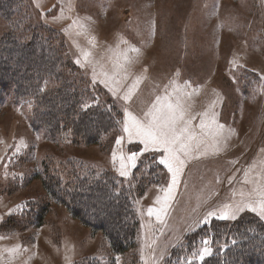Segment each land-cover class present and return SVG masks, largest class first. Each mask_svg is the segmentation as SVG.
Here are the masks:
<instances>
[{
  "label": "rangeland",
  "instance_id": "1",
  "mask_svg": "<svg viewBox=\"0 0 264 264\" xmlns=\"http://www.w3.org/2000/svg\"><path fill=\"white\" fill-rule=\"evenodd\" d=\"M6 36L8 47L38 46L51 58L36 87L18 95V84L0 83V264L244 256L237 236L264 229V0H0ZM58 90L79 115H105L101 126H110L82 132L81 116H60L56 130L48 112L62 100ZM169 102L183 113L177 129L195 138L166 193L173 173L160 161L168 153L145 151L124 129L129 113L147 123ZM102 189L116 207L127 204L126 230L92 201L74 215L77 198ZM248 204L257 211L221 218ZM118 236H129L123 251ZM204 248L211 254L201 260Z\"/></svg>",
  "mask_w": 264,
  "mask_h": 264
},
{
  "label": "trees",
  "instance_id": "2",
  "mask_svg": "<svg viewBox=\"0 0 264 264\" xmlns=\"http://www.w3.org/2000/svg\"><path fill=\"white\" fill-rule=\"evenodd\" d=\"M3 3V2H2ZM11 36H6L2 39H0V83L4 84H11L14 85L18 84L16 87H18V95L20 92L24 89L29 90L30 86L36 87L35 80L36 75L40 73L42 70H49V55H46L42 57V55H39L37 53L38 46H22L18 50V45L16 47L14 46H7V42H9ZM11 42V41H10ZM22 48L25 52L22 51ZM18 50V51H15ZM22 55L24 57H20L18 59H13L12 56H18ZM51 58V57H50ZM44 70V71H45ZM25 71V72H24ZM21 88V89H20ZM61 92L62 100L59 101L58 96H56V101H50L51 104H49L51 108V112H48V115L52 119V127H58L56 130H59L58 125V117L60 116H66V117H76L79 114L75 110V106L72 109L69 107L70 103V97L67 96L66 91H54V93ZM25 94V92H23ZM52 96V95H51ZM50 97V96H49ZM59 103V104H58ZM75 105V104H74ZM64 106V107H63ZM73 113V114H72ZM91 116V114H80L81 116V124H80V130L82 132L84 131H92L95 130L98 127H101L104 131L107 129L108 126H110V123L106 124V126H101V124L107 123L108 119L105 115L98 114ZM76 115V116H75ZM62 124V123H61ZM72 124V123H71ZM54 131V130H53ZM89 193V194H88ZM108 192L105 190H96V191H89L84 195L85 197H79L76 199L75 203H81L82 207H79L77 210L76 208L72 209L75 211V216L81 218V213L84 212V210L88 209L89 207L85 206V202L94 203L98 205V207H101L102 211L107 212L113 211L115 213L114 220H111V224H113L114 227H122L125 225L123 229L126 228V221H128L129 212L127 204H122V206L116 207V203H113V201L110 198V196H107ZM91 195V196H90ZM107 196V198H106ZM106 198V202L108 204L106 205V208L103 207L100 200L102 198ZM89 213V212H88ZM125 221V222H124ZM124 222V223H123ZM254 222V221H253ZM247 223V222H246ZM255 224L257 222H254ZM246 225V224H245ZM243 224V226H245ZM259 225V224H258ZM217 226V225H216ZM215 226V227H216ZM214 227V228H215ZM242 227V226H241ZM246 227V226H245ZM260 227V226H257ZM244 228V227H242ZM126 230V229H125ZM127 235V233L125 234ZM240 236V237H239ZM239 236H237V244L236 247L238 250H244L248 249L244 256H236L231 255L230 258H226L224 260V263H219V259L221 258L220 255L216 254L214 257V261H209L207 264H225L226 262H230V264H264V229H258L252 232H249L248 228L245 230V232L241 233ZM129 236H118L116 238H113L114 244L119 251H123V243L128 242ZM255 244V245H254ZM235 247V248H236ZM256 249L259 250V252L256 254ZM235 254V253H234Z\"/></svg>",
  "mask_w": 264,
  "mask_h": 264
},
{
  "label": "snow or ice",
  "instance_id": "3",
  "mask_svg": "<svg viewBox=\"0 0 264 264\" xmlns=\"http://www.w3.org/2000/svg\"><path fill=\"white\" fill-rule=\"evenodd\" d=\"M87 55V54H86ZM161 98H157L159 101ZM167 100V97L163 98ZM155 107V106H154ZM179 105H173L172 103L167 104V111L149 112L147 115L151 116V120L147 123H141L136 120L135 117L129 113L130 125L125 127V131L128 132L129 139L131 140L133 136L140 139L144 144V150H158L163 148L164 151L168 153V156L162 159L160 162L167 165L168 170L173 173L172 177V187L168 188L166 193H171L173 187L176 184V177L180 173L181 168L184 166V161L180 158V153L185 155L191 150L189 142L195 138V134L189 132L188 127L177 129V123L179 120L183 119V113L181 112L179 116L176 114V110ZM207 115V113H205ZM204 127V124H201ZM218 127H223V125H218ZM187 134V135H186ZM123 139V138H121ZM120 141H117L119 143ZM142 155V153H140ZM137 153H132L129 159L132 161V166H135V161L137 159ZM123 157H121V172L122 176L128 175V172L124 170L126 167L123 163ZM170 198L168 195L165 199ZM160 197H157L159 202ZM244 207L251 208L252 211H257L256 207L251 204L242 206H237L234 210H231L232 216L230 217L228 212H225L221 218L228 219L234 218L236 212L244 210ZM259 211L264 215V200L259 203ZM152 212V209H149ZM211 215V214H210ZM211 249L204 248L203 252L200 254V259L203 260L205 255H210Z\"/></svg>",
  "mask_w": 264,
  "mask_h": 264
}]
</instances>
